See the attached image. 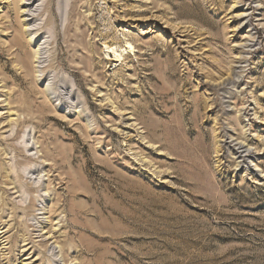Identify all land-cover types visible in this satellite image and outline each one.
I'll use <instances>...</instances> for the list:
<instances>
[{
	"label": "rangeland",
	"instance_id": "1",
	"mask_svg": "<svg viewBox=\"0 0 264 264\" xmlns=\"http://www.w3.org/2000/svg\"><path fill=\"white\" fill-rule=\"evenodd\" d=\"M33 1L21 72L0 0V264H264V0Z\"/></svg>",
	"mask_w": 264,
	"mask_h": 264
},
{
	"label": "bare ground",
	"instance_id": "2",
	"mask_svg": "<svg viewBox=\"0 0 264 264\" xmlns=\"http://www.w3.org/2000/svg\"><path fill=\"white\" fill-rule=\"evenodd\" d=\"M4 1H7V9H6V11H3L2 10V19H5V21L6 22H8L9 24H8V26L9 27H12V23H11V21H10V17H11V14H14L15 16H16V20L19 22V24H20V26H21V31H23V36H24V44H22L21 42H19L18 40H16L15 38H13V40L11 41V42H6L5 41V44H4V47L6 48V51L7 52H9L11 55H12V59L14 60V63H17V67L19 66L20 67V69H21V72L23 71L24 72V67L23 66H21L22 64H23V62H22V54H21V48H23L24 46L23 45H25L26 47H29V48H31V52L28 54V58L32 61V63H33V65L35 64V63H39V55L41 54L40 52H39V49L37 48V49H35V48H33V46H32V43L34 42V43H36V41H34L33 40V35L31 34V33H29V32H26L25 30H26V27L28 26V23H27V21L25 20V16H27V15H25L26 14V12H28L29 11V9H30V7L33 5V3L35 2V1H33V0H4ZM242 16V15H241ZM53 18V17H52ZM248 36V35H247ZM12 38V37H11ZM19 39V38H18ZM242 43V42H241ZM245 44V43H244ZM243 45V44H242ZM247 46V45H246ZM233 47V46H232ZM244 47V46H243ZM244 49V48H243ZM234 55V54H233ZM240 63V62H239ZM30 64V63H29ZM26 68V67H25ZM33 68V67H32ZM34 69H36V68H34ZM30 73V75H34V74H37L38 75V73H40L39 71H37V70H33V71H31V72H29ZM37 75H35V76H33V78H34V80L36 81V79H38L39 78V76H37ZM48 91H49V86H47L46 87V89H45V91H43V92H41V96H42V98H43V100H44V102L45 103H47L48 105H49V100H48V96H47V93H48ZM101 93V92H100ZM99 93V94H100ZM107 100H108V98H107ZM109 100H111V99H109ZM112 104L114 105V103L112 102ZM18 108H19V106H18ZM17 107H15L14 106V109L12 110V112L10 113V115H9V117H16L15 118V120H11L10 119V124L12 123V122H19L20 121V116H21V114L22 113H24L25 111H23V110H19ZM116 108V107H115ZM117 109V108H116ZM10 110V109H9ZM53 110H55V109H53ZM27 112H25L26 114H27V116L28 115H31L30 113H28L29 112V110H26ZM31 117H32V115H31ZM34 118V117H33ZM24 125V124H23ZM135 126V125H134ZM87 127V126H86ZM85 127V128H86ZM87 129L88 128H86V131H87ZM89 130V129H88ZM34 140H35V144L36 145H38L39 144V141H38V139L37 138H33ZM232 139V138H231ZM235 138H233V140H234ZM240 139V138H239ZM235 140H237V139H235ZM241 140V139H240ZM150 142V141H149ZM245 143V142H244ZM242 145V143H241V141L240 142H238L237 143V146H238V149L240 150V149H242L244 146H241ZM238 150V151H239ZM41 151L39 150V151H37V154L38 153H40ZM245 153H248V150H246V151H244ZM145 156V155H144ZM28 158V157H27ZM26 159V158H25ZM46 159V158H45ZM40 160V163H41V165L43 166V164L46 162V160H44V158L43 157H38L37 158V161H39ZM32 163H37V162H32ZM31 164V163H30ZM29 167H30V165H29ZM1 168V167H0ZM20 178V177H19ZM49 182H51V181H49ZM9 184H13V182L12 183H9ZM29 186V188H32V185L31 184H28ZM9 186V185H8ZM13 186V185H12ZM4 188V187H3ZM14 188H16V186H14L12 189H14ZM39 188V187H38ZM45 191H47V189H45ZM57 204H55V203H52L51 205H49L48 207L47 206H44V207H42V208H45V207H47L48 209H43V210H45L46 211V214L44 213L43 215H49V211H54L55 209L53 208V207H55ZM14 207V206H13ZM18 208V207H17ZM55 212V211H54ZM53 220L54 219H52L50 216H48V217H46L45 218V222L47 223V225H42V223H39L38 222V224H40V232H41V236H39V237H41L43 240H46V243L48 242V241H51L52 242V244L55 246V245H59L60 247H62L61 245H63V243H61L60 242V240H59V237L57 236V233H56V231H55V227H56V225H54V223H53ZM55 221V220H54ZM44 222V223H45ZM39 227V226H38ZM3 232V231H2ZM0 234H2V233H0ZM62 235V234H61ZM64 237V236H63ZM63 242V241H62ZM47 245V244H46ZM71 261H73V260H71Z\"/></svg>",
	"mask_w": 264,
	"mask_h": 264
}]
</instances>
